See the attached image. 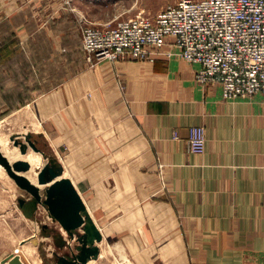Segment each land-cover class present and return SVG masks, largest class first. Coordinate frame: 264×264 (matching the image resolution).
Instances as JSON below:
<instances>
[{
    "label": "crops",
    "instance_id": "crops-1",
    "mask_svg": "<svg viewBox=\"0 0 264 264\" xmlns=\"http://www.w3.org/2000/svg\"><path fill=\"white\" fill-rule=\"evenodd\" d=\"M103 4L0 0V122L42 137L82 185L91 174L75 175L94 155L132 153L144 197H155L139 215L154 235L147 264H264V94L225 99L219 83L196 80L199 63L177 55L90 61L80 17L93 20ZM195 125L204 153L188 149ZM7 180L0 218L12 216ZM10 253L0 241V264Z\"/></svg>",
    "mask_w": 264,
    "mask_h": 264
},
{
    "label": "built area",
    "instance_id": "built-area-1",
    "mask_svg": "<svg viewBox=\"0 0 264 264\" xmlns=\"http://www.w3.org/2000/svg\"><path fill=\"white\" fill-rule=\"evenodd\" d=\"M86 22L80 17L90 61H152L156 55H177L199 63L196 80L219 83L225 99L264 94V0H180L154 15L137 14L104 25ZM179 138L174 131L173 139ZM188 149L204 153L203 126L189 128Z\"/></svg>",
    "mask_w": 264,
    "mask_h": 264
},
{
    "label": "rangeland",
    "instance_id": "rangeland-1",
    "mask_svg": "<svg viewBox=\"0 0 264 264\" xmlns=\"http://www.w3.org/2000/svg\"><path fill=\"white\" fill-rule=\"evenodd\" d=\"M102 1L105 4L102 8H97L98 13L94 14L96 18L90 20L83 15L87 24L104 25L116 19L137 14L154 15L180 0ZM0 125L3 126L2 134H7L8 139L18 134L17 131L27 130L21 128L20 123L14 120H3ZM27 132L32 133L34 138H38L37 134L31 132L30 129ZM9 144L14 147L13 141L9 140ZM38 146L47 154L53 155L51 147L46 143L39 142ZM11 147L14 153L19 149ZM102 150L109 151L107 147ZM67 151L68 148L63 147L62 154L65 156ZM121 157V154L118 156L116 153L107 152L100 156L94 155L93 160L87 161L86 165L91 170L79 169L78 175H75L83 177L91 174L85 185L77 183L69 169L64 168V174L74 183L86 206L94 214L98 226L100 225L102 227L99 226L100 229L104 232H102L104 235L102 244L99 245L100 259L98 258L95 264H147L156 255L154 248L150 246V244L153 245L154 235L146 228L149 227L146 223L148 219L139 217L140 214H146L150 209L149 202L155 197L152 196L150 201L149 198L144 197L146 193L142 191V179L138 170L140 162L134 163L132 153L126 152L123 159ZM63 162L66 165V161ZM0 178L10 180L1 172ZM15 184L12 180V216L0 218V241H4L10 248V260L16 259L18 264H56L54 251L58 253L77 252L76 245L80 244L79 241L77 238L71 240L67 232L66 235L63 234L61 224L53 219L46 205L39 203L34 213L28 216L27 209L20 206L19 199L24 198L28 203L32 196ZM1 190L5 192L2 186ZM42 195L45 197L44 191ZM57 234L66 239L70 246L66 245L61 249L59 245H56L54 236Z\"/></svg>",
    "mask_w": 264,
    "mask_h": 264
},
{
    "label": "water",
    "instance_id": "water-1",
    "mask_svg": "<svg viewBox=\"0 0 264 264\" xmlns=\"http://www.w3.org/2000/svg\"><path fill=\"white\" fill-rule=\"evenodd\" d=\"M14 147H18L21 155L29 152L30 148L35 153H40L45 161L37 171V184L32 182L24 173L31 169V164L25 159L11 162L0 149V164L7 174L14 180L17 186L29 193L32 199L27 203L26 199L20 198V206L27 209L31 216L37 209L38 204L47 206L50 215L58 221L62 228L69 234L71 240L77 238V252H53L56 264H87L91 259L100 256L99 243L104 236L97 223L89 213L84 200L77 191L70 178L63 176L64 167L53 155L47 154L38 146L39 142L46 143L38 136L34 138L32 133H18L10 136ZM47 144V143H46ZM42 195L41 186H45ZM82 230V232H80ZM56 245L61 249L70 244L59 234L54 236ZM11 264H18L12 259Z\"/></svg>",
    "mask_w": 264,
    "mask_h": 264
},
{
    "label": "bare ground",
    "instance_id": "bare-ground-1",
    "mask_svg": "<svg viewBox=\"0 0 264 264\" xmlns=\"http://www.w3.org/2000/svg\"><path fill=\"white\" fill-rule=\"evenodd\" d=\"M20 123V122H19ZM28 123V122H27ZM23 124V123H22ZM20 127V126H19ZM22 128V127H21ZM20 128V129H21ZM3 126L0 125V149L1 151L9 158V160L11 162L16 161L18 159H25L27 161L30 162L31 164V169L27 172H25L24 174L34 183L37 184V171L38 169L42 166L43 164V158L42 155L40 153H35L32 150H29V152L25 155H21L19 152V149L17 151L12 152V150L10 149V144H9V140L7 138V134H2V130ZM10 131V129L8 130ZM21 132V131H20ZM5 133V132H4ZM23 133H27V130H24ZM10 134V133H9ZM12 134V133H11ZM13 145V144H12ZM11 148H17V147H11ZM19 151V152H18ZM56 152V151H55ZM0 172L3 173L4 175L8 176L10 178V176L7 174L5 168L0 164ZM63 176L66 177V174H64ZM11 180H13L12 178H10ZM16 185V184H15ZM17 186V185H16ZM47 185L45 186H41V189L45 188ZM41 206V205H40ZM44 210V208H43ZM45 211V210H44ZM43 213V212H42ZM46 216V215H45ZM45 222V221H44ZM62 232L64 235H66V231L62 228ZM102 244V241L99 243V245ZM103 258V256H102ZM100 259V258H99ZM97 261V259H91L89 260V262L87 264H95Z\"/></svg>",
    "mask_w": 264,
    "mask_h": 264
}]
</instances>
